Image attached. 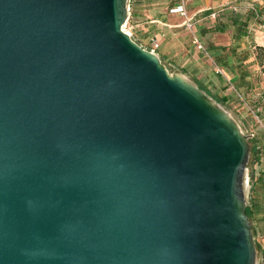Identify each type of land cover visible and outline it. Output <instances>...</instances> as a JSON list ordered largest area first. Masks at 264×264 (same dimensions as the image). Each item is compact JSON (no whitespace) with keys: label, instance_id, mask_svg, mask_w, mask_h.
<instances>
[{"label":"water","instance_id":"obj_1","mask_svg":"<svg viewBox=\"0 0 264 264\" xmlns=\"http://www.w3.org/2000/svg\"><path fill=\"white\" fill-rule=\"evenodd\" d=\"M128 2L0 0V264H255L248 138Z\"/></svg>","mask_w":264,"mask_h":264},{"label":"crops","instance_id":"obj_2","mask_svg":"<svg viewBox=\"0 0 264 264\" xmlns=\"http://www.w3.org/2000/svg\"><path fill=\"white\" fill-rule=\"evenodd\" d=\"M185 1L129 0L128 33L140 45L146 38L155 37L159 45L154 53L161 62L181 64L195 85L210 95L216 96L226 85V92L237 97V104L245 107L249 118L258 124L251 129L244 112L239 113L242 130L254 135L250 138L254 155L248 206L254 240L259 236L264 241V207L259 209L264 206V141L260 128L264 124V0ZM181 3L184 15L176 10ZM187 19L190 23L193 19L190 27L185 24ZM213 63L222 73L216 72ZM257 247L264 264V243Z\"/></svg>","mask_w":264,"mask_h":264},{"label":"rangeland","instance_id":"obj_3","mask_svg":"<svg viewBox=\"0 0 264 264\" xmlns=\"http://www.w3.org/2000/svg\"><path fill=\"white\" fill-rule=\"evenodd\" d=\"M180 1V0H179ZM186 2V1H185ZM129 3V2H128ZM193 19L191 20L192 23ZM123 28L127 31H130V21L128 18H126L125 23L123 24ZM133 34V33H132ZM187 34L191 37L192 39V30H189L187 32ZM131 36V35H130ZM134 36V34H133ZM192 44V43H191ZM193 45V44H192ZM141 46L144 47L145 49H151L153 44L151 42V39H145L143 41H141ZM156 51V49H155ZM164 66L166 67V69L169 71L170 74H177L182 76L183 78L187 79L188 81H190L192 84L195 85V81L194 78L188 74V71H185V69L181 66V64H177V65H171L168 63H165ZM212 66H214L212 64ZM187 70H190V67L187 68ZM226 85L221 86V92L218 93L216 96L215 95H210V93H207L205 91H203V93L207 96V98L214 103L216 106H218L219 108H221L223 111L226 112L227 115H229V117L231 119H233L237 125L239 126V128H241V132L243 134L245 133H249L250 131H245L244 129L242 130V127H240V123L238 122V115L239 113L243 114V117L245 118V120L248 121V123L252 126L251 129H255L256 126H258V124L255 123L254 119L249 118V114H248V110L245 107L239 106L237 104V101H239L237 99V97H233L231 96L228 92H226ZM244 108L246 109L247 112L244 111ZM254 120V121H252ZM256 124V125H254ZM262 136V140L264 141L263 138V134ZM248 144H249V154H248V158L246 161V164L244 166V181H245V204H246V208L247 210H249V203H250V186H251V172L253 169V145H252V140L248 139ZM264 206H259V209L262 208ZM256 243H264L263 239L260 238L259 236L256 237ZM262 254L260 251H256V260H255V264H261L262 262Z\"/></svg>","mask_w":264,"mask_h":264},{"label":"built area","instance_id":"obj_4","mask_svg":"<svg viewBox=\"0 0 264 264\" xmlns=\"http://www.w3.org/2000/svg\"><path fill=\"white\" fill-rule=\"evenodd\" d=\"M181 1H182V3H184L185 0H181ZM182 3L176 8V10H177L180 14H183V15H184V14H185V7L183 6ZM127 11H128V7H127ZM185 24H186L188 27H190V26H191L190 20L187 19V20L185 21ZM124 30H125V29H124ZM125 31L128 33L127 30H125ZM151 42H152L153 46H152L151 49H147V50L154 52V50L158 47L159 44H158V42H157V40H156L155 37H152V38H151ZM199 47H200L201 50H203V51L207 54V56H208V53H207V51L204 49V47H203L202 45H199ZM143 48H144V47H143ZM213 65H214V68H215L216 72L222 73V69H221V67H219L217 64H214V63H213ZM260 128H261V132H262V134H263V138H264V124H260ZM245 135L247 136L248 139L253 138V136H254L252 133H247V134H245Z\"/></svg>","mask_w":264,"mask_h":264},{"label":"trees","instance_id":"obj_5","mask_svg":"<svg viewBox=\"0 0 264 264\" xmlns=\"http://www.w3.org/2000/svg\"><path fill=\"white\" fill-rule=\"evenodd\" d=\"M246 214H247V216H248V218L250 220V213H249V210H247V208H246ZM250 223H251V221H250ZM253 239H254V236H253ZM254 244H255L256 251H257L258 247H257V244H256L255 240H254Z\"/></svg>","mask_w":264,"mask_h":264},{"label":"bare ground","instance_id":"obj_6","mask_svg":"<svg viewBox=\"0 0 264 264\" xmlns=\"http://www.w3.org/2000/svg\"><path fill=\"white\" fill-rule=\"evenodd\" d=\"M243 180H244V177H243ZM245 185V181H243V186ZM245 188V187H244Z\"/></svg>","mask_w":264,"mask_h":264}]
</instances>
